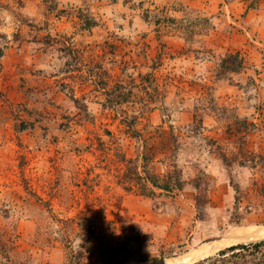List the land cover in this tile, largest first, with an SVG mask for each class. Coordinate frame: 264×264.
<instances>
[{"label":"rangeland","instance_id":"rangeland-1","mask_svg":"<svg viewBox=\"0 0 264 264\" xmlns=\"http://www.w3.org/2000/svg\"><path fill=\"white\" fill-rule=\"evenodd\" d=\"M227 234H264V0H0V264Z\"/></svg>","mask_w":264,"mask_h":264},{"label":"trees","instance_id":"trees-1","mask_svg":"<svg viewBox=\"0 0 264 264\" xmlns=\"http://www.w3.org/2000/svg\"><path fill=\"white\" fill-rule=\"evenodd\" d=\"M131 177H128L129 181H133ZM140 180L139 178H136ZM144 182L150 184L151 188L159 189L168 192L171 184L167 182H160L158 177L151 178V181L146 177L143 178ZM176 186H179L176 184ZM144 187V186H143ZM149 190L146 186L144 191L147 193ZM178 190H180L178 188ZM207 255L202 261L194 264H264V241L258 243L241 244L231 246L225 250L219 251L214 257ZM209 257V258H207ZM206 258V259H205Z\"/></svg>","mask_w":264,"mask_h":264},{"label":"bare ground","instance_id":"bare-ground-1","mask_svg":"<svg viewBox=\"0 0 264 264\" xmlns=\"http://www.w3.org/2000/svg\"><path fill=\"white\" fill-rule=\"evenodd\" d=\"M227 238H236L238 240L246 241V240H253V239H257V238H264V234L255 236V237L250 238V239H247L246 237H244L242 235L227 234ZM234 241L223 240L222 242H220L218 244H215V245H212V246H203V247H201V248H199L197 250H194L193 252L189 253L188 255L183 257L182 259L171 261V263L172 264H180L181 262H183L184 260H186L188 258L196 257V256H199V255L210 254L214 249H216V248H218L220 246H224L226 244L235 243ZM124 264H145V263L132 262V263H124Z\"/></svg>","mask_w":264,"mask_h":264},{"label":"water","instance_id":"water-1","mask_svg":"<svg viewBox=\"0 0 264 264\" xmlns=\"http://www.w3.org/2000/svg\"><path fill=\"white\" fill-rule=\"evenodd\" d=\"M258 239V238H257ZM223 240H227V241H234L235 243L232 245V246H236V245H241V244H249V243H253L254 241L256 242L255 239L253 240H246V241H242V240H238L236 238H227V237H224L222 239H219V240H216L215 243H211V244H208L206 246H212V245H215V244H218L220 242H222ZM260 240H264V238H259V241ZM201 248V247H199ZM197 248V249H199ZM197 249H194V250H197ZM194 250L182 255V256H178V257H175V258H170V259H161L159 261H155V262H147L145 264H153V263H156V264H172L171 261H175V260H179V259H182L183 257H185L186 255H188L189 253L193 252Z\"/></svg>","mask_w":264,"mask_h":264}]
</instances>
